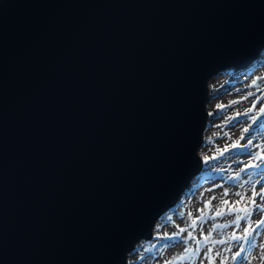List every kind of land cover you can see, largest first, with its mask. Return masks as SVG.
<instances>
[{
	"label": "water",
	"instance_id": "water-1",
	"mask_svg": "<svg viewBox=\"0 0 264 264\" xmlns=\"http://www.w3.org/2000/svg\"><path fill=\"white\" fill-rule=\"evenodd\" d=\"M263 50L264 0H0V264H128Z\"/></svg>",
	"mask_w": 264,
	"mask_h": 264
},
{
	"label": "rangeland",
	"instance_id": "rangeland-1",
	"mask_svg": "<svg viewBox=\"0 0 264 264\" xmlns=\"http://www.w3.org/2000/svg\"><path fill=\"white\" fill-rule=\"evenodd\" d=\"M258 78H264V50L249 71L210 80L201 175L158 220L152 239L137 244L128 264H264V224H258L264 210L255 207L264 195L253 204L264 181V121L254 125L264 108Z\"/></svg>",
	"mask_w": 264,
	"mask_h": 264
},
{
	"label": "snow or ice",
	"instance_id": "snow-or-ice-1",
	"mask_svg": "<svg viewBox=\"0 0 264 264\" xmlns=\"http://www.w3.org/2000/svg\"><path fill=\"white\" fill-rule=\"evenodd\" d=\"M224 195H227V193H224ZM236 195H237V196H241V199H243V196H242L241 193L237 192ZM256 195H264V192H262V193H255V192H254V193H253V204H254V205H255V199H254V197H255ZM213 199H214V198H213ZM224 203L227 204L228 202H227V201H224ZM237 203H239V201H237ZM255 207L264 210V204H262V205H255ZM200 211H203V209H201ZM217 215H220V212H219V211H217ZM238 218H239V217H238ZM258 224H264V219L260 220V221L258 222ZM181 231H183V229H182Z\"/></svg>",
	"mask_w": 264,
	"mask_h": 264
},
{
	"label": "bare ground",
	"instance_id": "bare-ground-1",
	"mask_svg": "<svg viewBox=\"0 0 264 264\" xmlns=\"http://www.w3.org/2000/svg\"><path fill=\"white\" fill-rule=\"evenodd\" d=\"M230 73H233V71L230 72ZM258 185H259V192H261V193L264 192V181L259 182ZM244 263H245V261L244 260H241L239 264H244ZM215 264H221V261L215 260Z\"/></svg>",
	"mask_w": 264,
	"mask_h": 264
},
{
	"label": "trees",
	"instance_id": "trees-1",
	"mask_svg": "<svg viewBox=\"0 0 264 264\" xmlns=\"http://www.w3.org/2000/svg\"><path fill=\"white\" fill-rule=\"evenodd\" d=\"M200 175H201V173H200ZM200 175H199V176H200Z\"/></svg>",
	"mask_w": 264,
	"mask_h": 264
}]
</instances>
